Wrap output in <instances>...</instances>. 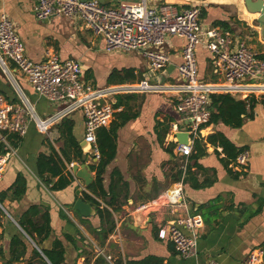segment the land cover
I'll use <instances>...</instances> for the list:
<instances>
[{
  "label": "crops",
  "instance_id": "obj_1",
  "mask_svg": "<svg viewBox=\"0 0 264 264\" xmlns=\"http://www.w3.org/2000/svg\"><path fill=\"white\" fill-rule=\"evenodd\" d=\"M120 1L123 0H115L108 5L115 6ZM36 2L0 0V17L6 13L14 21L26 54L33 61L42 62L49 53H54L60 60L77 59L83 67V79L95 88L114 86L108 83V77L113 69L123 68H135L137 75L141 76L139 80L158 82L161 78V81L168 83L177 81L176 66L181 61L184 38H167L162 50L171 56L170 65L173 68L158 73L137 52L117 50L113 51L114 56L108 57L104 38L96 36L82 20L62 17L38 19L34 11ZM166 3L201 5L207 11L205 17L201 16L205 26L231 31L235 38L245 40L260 54L264 52V14L249 12L244 0H148L149 7L156 10ZM218 21L227 22L230 28L217 25ZM120 52L125 56L117 55ZM196 55L200 78L205 82L220 81L222 78L210 53L200 46ZM11 66L12 77L0 65V94L14 103H20L24 96L40 118L62 109L64 105L39 96L25 76ZM204 75L209 81L204 79ZM135 96L124 99L125 105L115 109L118 112L129 108L138 114L119 129L117 155L107 166L104 175L107 191L114 169L120 170L123 179L114 185L117 194L115 208L118 209L113 212L115 231L102 245L91 231V228L100 229L99 215L95 212L86 217L75 210L74 205L79 198L89 202L84 199L85 192L99 200L102 206L107 205L88 190L82 179L76 177L71 164L81 165L77 160L67 163V170L74 175L72 183L64 189H51L52 184L46 181L51 175H40L38 157L41 153L49 155L53 147L60 153L62 140L52 139L49 134L40 132L35 122H30L27 133L17 146V155L9 161L0 180V236L3 241L2 254L7 264H41L35 250L51 264L43 249H51L57 240L63 244L67 264H129L130 261L149 256L157 257L164 264H206L210 258H215L220 264H247L253 249L264 250V103L260 101L255 107L254 116L245 117L239 128L221 122L191 133L192 126L181 121L175 95L150 92L136 93ZM236 97L246 98L242 95ZM108 101L114 104L116 95L109 96ZM66 116L74 120L73 133L80 143L83 142L86 138L83 110ZM59 123L53 126V131ZM173 123L179 124L178 132L190 133L189 143L193 151L191 158L189 156L187 159L188 167L194 172L193 180L185 179L187 170L182 168V164L186 157L176 150L178 139L177 135L172 134ZM218 132L223 133L236 147L251 151L247 171L239 177L226 165L228 157L224 147L207 141ZM194 137L207 142V153L199 159L194 157L197 153ZM87 155L88 161L91 155ZM196 164L206 170L197 168ZM89 171L94 180L95 172L90 168ZM19 174L26 177L27 189L23 197L15 198L10 188ZM57 180L58 177L53 179ZM195 181H210L211 185L196 188L193 184ZM178 182L183 183L185 205L156 208L155 203L160 196ZM145 204H149L151 209L141 208ZM260 204L262 207L258 210ZM35 205L41 214L48 212L51 224L50 235L47 238L37 237L39 243L20 224L23 215ZM236 209L242 210L237 218L231 215ZM195 213L201 214L205 221L200 230L198 254L184 258L177 253L170 240L161 239L158 234L161 227H168L179 216ZM16 237H20L24 243H13ZM99 257L103 259L99 261Z\"/></svg>",
  "mask_w": 264,
  "mask_h": 264
},
{
  "label": "built area",
  "instance_id": "obj_2",
  "mask_svg": "<svg viewBox=\"0 0 264 264\" xmlns=\"http://www.w3.org/2000/svg\"><path fill=\"white\" fill-rule=\"evenodd\" d=\"M35 15L46 20L62 17L82 20L96 36L105 40V50L137 52L147 59L155 72L163 73L171 56L162 50L169 36L185 39L180 63L176 66L177 81L151 82L148 79L133 83L95 88L83 79V67L74 58L60 60L54 53L47 54L42 62H35L26 54L25 45L16 30L14 21L6 14L0 17V65L12 77V66L21 72L37 94L52 103L64 105L46 118H40L32 104L23 96L20 103L10 102L0 94V180L4 177L9 161L17 155V147L10 136L22 138L30 122L37 129L58 139V129L52 130L66 115L83 110L86 140L92 144L91 157L86 164H94L101 158L97 148V131L109 127L115 118L113 103L108 97L128 93H171L177 98V110L181 121L192 126L196 133L201 124L211 118V95L229 93L233 96L264 95V59L260 52L243 39H237L231 31L216 26H205L201 21V5L178 6L163 4L158 10L149 7L148 0L120 1L117 5H105L98 0H37ZM203 46L212 56L221 80L203 81L198 72L197 50ZM173 123V136L179 131ZM176 150L186 157L182 168L187 170L192 145L178 142ZM251 158L249 149L242 150L232 165L235 171H247ZM73 167V164H71ZM184 187L178 182L166 190L155 203L156 208L185 205ZM143 209H151L149 204ZM201 214L179 216L168 227H161L159 237L172 242L178 254L190 258L198 254L200 230L204 227ZM187 231V232H186ZM0 236V264H7L2 254ZM109 258H111L109 256ZM206 264H220L210 258ZM247 264H264V250L253 249Z\"/></svg>",
  "mask_w": 264,
  "mask_h": 264
},
{
  "label": "trees",
  "instance_id": "obj_3",
  "mask_svg": "<svg viewBox=\"0 0 264 264\" xmlns=\"http://www.w3.org/2000/svg\"><path fill=\"white\" fill-rule=\"evenodd\" d=\"M188 7V6H187ZM207 14L206 8L201 7V16L205 17ZM217 25H220L224 29H229L227 22L218 21ZM260 57L264 59V52L260 54ZM141 76L137 75L135 68H123L113 69L108 77L109 84H125L133 83L139 80ZM136 93L132 94H117L116 102L113 104L115 109L122 105H125L124 99L135 98ZM264 103V95L257 97L251 95L245 99H239L229 93H215L211 95V104L209 109L211 110V118L208 123L201 124L198 128L201 131L204 127L214 125L217 123H224L231 127L239 128L243 125L244 119L247 116H254L255 107L258 103ZM137 111H131L129 108H124L115 113V118L109 127H101L97 131V148L100 151L101 158L94 164H89L90 169L95 172V179L87 187L88 190L99 198L103 199L107 206H102V203L97 200L91 194L85 192L84 199L89 201L96 209V213L101 219L100 229H92L95 233L99 243L102 245L113 231H115L116 221L113 212L118 211L115 208L117 194L115 192V183L123 179L119 169H114L112 172V182L109 191L104 187V175L107 166L116 158L118 148V131L131 119L137 116ZM60 134L58 140H62V146L60 147V153L53 147L52 152L47 155L41 153L38 157V170L40 175L48 173L51 178L47 179L48 184H52V190L64 189L72 183L74 175L67 170V163L71 164L73 160L79 161L81 164L86 163L88 155L84 153L80 142L76 139L73 128L74 120L70 117H64L56 127ZM10 139L16 147L19 145L21 138L17 135H11ZM208 142L212 145H222L227 154L226 165L229 166L232 173L239 177L242 173L235 171L232 167L239 153L245 148L236 147L223 133L212 134L208 139ZM207 142L201 140L198 137H194V149L197 153L194 155L196 159L204 156L207 153ZM2 146L0 145V150ZM191 158V156H190ZM197 165V168H201L204 171L205 168L202 165ZM55 177H58L57 181H53ZM194 172L191 171L189 166L186 171L185 179H192ZM186 181V180H184ZM196 188H203L211 185L210 181H204L199 183L193 182ZM27 179L24 175L19 174L14 185L10 188L15 198H21L26 193ZM109 198V199H107ZM109 207H112L111 210ZM262 207L259 205L258 210ZM40 216V218H37ZM20 224L23 229L37 242V237L47 238L51 232L50 215L48 212L41 214L38 206H32L21 218ZM14 242H22L20 237L13 239ZM175 248V247H174ZM44 254L51 262V264H67L64 258V247L61 241H55L51 249H43ZM35 254L38 256L41 264H50L46 258L38 251L35 250ZM99 261L102 257L98 258ZM129 264H164L162 260L154 256H149L139 261H130Z\"/></svg>",
  "mask_w": 264,
  "mask_h": 264
},
{
  "label": "water",
  "instance_id": "obj_4",
  "mask_svg": "<svg viewBox=\"0 0 264 264\" xmlns=\"http://www.w3.org/2000/svg\"><path fill=\"white\" fill-rule=\"evenodd\" d=\"M99 2L108 5L112 3L115 0H98ZM245 5L247 7V10L251 13H262L264 14V0H244ZM173 68L172 65L168 66V70H171ZM161 81V78L158 79ZM177 139L178 142L181 144H188L189 143V137L190 133L187 131H180L177 134ZM83 151L85 154H90L92 152V144L88 140H84L83 142L80 143ZM89 165L86 163H83L81 165L79 164H74L73 165V172L75 173L76 177L82 179L85 182L86 186H89L92 181V175L89 171ZM74 209L78 210L82 215L88 217L93 215L96 210L93 207V205L90 202H86L83 199L79 198L77 199ZM242 210H233L232 216L237 218L240 216Z\"/></svg>",
  "mask_w": 264,
  "mask_h": 264
},
{
  "label": "rangeland",
  "instance_id": "obj_5",
  "mask_svg": "<svg viewBox=\"0 0 264 264\" xmlns=\"http://www.w3.org/2000/svg\"><path fill=\"white\" fill-rule=\"evenodd\" d=\"M127 1H129V2H132V0H127ZM259 49V48H258ZM106 53V55L108 56V57H110V56H114L115 55V53H113V52H105ZM135 54V53H134ZM117 55H121V56H125V54L124 53H122L121 54V52L120 53H118ZM118 57V56H117ZM103 75V74H102ZM100 79H103V78H100ZM204 79L206 80V81H209V80H207L208 78L204 75ZM175 82H176V80H174Z\"/></svg>",
  "mask_w": 264,
  "mask_h": 264
}]
</instances>
